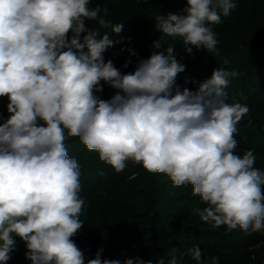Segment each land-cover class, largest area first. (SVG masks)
<instances>
[{
  "label": "clouds",
  "instance_id": "1",
  "mask_svg": "<svg viewBox=\"0 0 264 264\" xmlns=\"http://www.w3.org/2000/svg\"><path fill=\"white\" fill-rule=\"evenodd\" d=\"M89 4L0 0V98L7 97L9 113L0 123V264L10 260L17 237L31 264H120L102 259L103 248L85 261L71 239L83 226L85 201L79 164L65 146L69 137H78L116 172L132 161L166 174L174 187L190 184L207 205L193 215L213 228L264 230V172L254 167L252 150L242 156L235 151L237 124L250 109L235 96L228 102L225 91L238 73L219 67L195 91L181 89L176 77L185 65L164 42L179 38L189 53L191 45L219 55L211 25L231 14L234 0H187L182 15H156L162 35L152 48L160 51L126 74L105 61L104 52L118 42L99 30L120 33L123 23L113 24ZM86 20L99 28L86 27ZM101 81L117 90L108 100L96 95ZM176 252L167 264H179ZM187 254L204 264L199 245ZM209 259L218 264L219 257Z\"/></svg>",
  "mask_w": 264,
  "mask_h": 264
},
{
  "label": "trees",
  "instance_id": "2",
  "mask_svg": "<svg viewBox=\"0 0 264 264\" xmlns=\"http://www.w3.org/2000/svg\"><path fill=\"white\" fill-rule=\"evenodd\" d=\"M97 1L90 0L89 7L99 6L102 10L101 13L103 9H107L108 20H111L113 24L123 23L121 32L131 27L136 28L134 35L132 34L136 37L132 38L134 42H123L122 44L119 38L120 33H111V29H107L109 37L112 36L111 40L118 43L104 52L105 61L111 59L114 66L120 69L123 74L133 72L140 59H147L153 51H160V49L152 48L153 42L162 35L161 32L155 30V16L168 13L182 15L184 14L182 10L187 6V0H100L99 4ZM109 2L113 4L107 5ZM251 2L255 10L249 14L248 6ZM243 8L245 11L243 9L240 15L242 21L238 23L244 30L247 25L251 27L253 33L261 38L262 46H264V0H244ZM128 19L131 22L127 21ZM230 26L229 18L221 16V23L213 24L211 28L219 38L221 35L227 34ZM84 35L86 33L81 34V42H83ZM164 42L165 47H174V55L176 58L184 60L183 65L188 61L195 64V74H191L190 70L188 71L185 67V71L177 75L176 84L181 89L186 87L195 91L194 86L201 83V76L210 78L213 70L220 67L218 61L222 63V68L229 71L235 70V66L229 65V63H237L239 59H243L250 67H253V63H255L250 62L251 59L244 56L241 50H237V47H235V56L231 55V58L224 59L229 62L225 65L222 57H203L204 48L197 49L189 45L191 47V53H189L179 38L165 37ZM72 50L76 51L75 48ZM132 52H135V55H132ZM129 61L130 63H128ZM126 63L127 67H124ZM132 64L134 67H131ZM238 67L247 68L246 65ZM261 78L264 80V64L242 78H230L225 91L228 93L229 99L244 92L248 97L246 100L244 97H236L241 103L249 105L251 102L255 106L261 105L264 102V85L259 83ZM101 85L103 91L96 93L101 99L108 100L117 92L116 89L103 81H101ZM256 111L264 112V109L262 111L256 109ZM8 116L6 104L0 108V123H3ZM234 138L237 140L236 154L241 156L245 150H252L257 146L256 143H264V118L244 116L237 124ZM65 146L67 149L75 148L73 151L81 152L84 157H89L93 153V151L87 150L78 137H69L65 141ZM88 152L91 153L88 154ZM253 153L258 160H255L254 167L264 172V157L259 152L253 151ZM126 163L128 168H133L136 176L125 183V188L118 193L115 201L112 200V205L105 204L93 211L92 214H88L89 217H100L101 219L104 217L108 221L106 225L97 224L95 230H99L98 236L91 239L90 243L88 242L86 245L80 243L85 246L81 249L85 261L95 258L98 249L103 248L102 259L119 260L120 264H124L126 259L135 261L136 258L145 262L151 261L152 264H156L157 260L163 258L167 264L171 250L176 248L179 264H184L190 257L187 253L192 246L199 245L200 248L204 247L215 251L216 246L237 236L236 231L229 232L224 226L213 228L210 223L193 215V209H203L205 206L202 204L187 206L183 203V195H179L177 192L183 190L185 185L174 187L166 174L149 173L139 164L135 165L132 161ZM106 213L108 217H106ZM84 234L83 230L81 235ZM16 241V249L11 253L7 264H31V261L25 256L27 251L25 242L19 237L16 238ZM248 263L251 264L250 261Z\"/></svg>",
  "mask_w": 264,
  "mask_h": 264
},
{
  "label": "rangeland",
  "instance_id": "3",
  "mask_svg": "<svg viewBox=\"0 0 264 264\" xmlns=\"http://www.w3.org/2000/svg\"><path fill=\"white\" fill-rule=\"evenodd\" d=\"M234 2L237 4V7L228 16L231 28L227 32V34L221 35L219 38H217V49L219 55L208 53L206 50L202 52V55L203 57H222L224 61V59L228 57L231 58V55L235 56V47H237V50H241V53H243L244 56H246L248 59H251L249 60L250 62H255L253 63V67H250L248 64H246L243 59H239L237 63H229V65L235 66L234 71L238 72V76L236 77L242 78L246 74L251 73L258 66L264 64V46H262L261 38L253 33L251 27H248L247 25L246 30H244L238 23H241L242 21V19H240V15L243 9L245 11V8H243L244 0H234ZM99 3L100 0L97 1V4ZM111 4L113 3L109 2V4L107 5ZM248 7L249 14H251L255 10V7L252 2ZM100 15L105 19H108V16H105L104 11L100 13ZM127 21L131 22L130 19H128ZM85 25L88 28H99V25L95 21L91 20H86ZM99 30L101 31V33H104V31L107 32V29L101 28ZM135 32V27H131L130 29H126L124 32H120V43H133L134 39L132 38H136L133 36V33ZM109 38L111 39L112 36ZM176 59L180 63L184 62L182 58ZM218 64L220 67H223L221 62L218 61ZM239 65H246L247 68H239ZM131 67H134V65L132 64ZM185 67L186 69H188V71L190 70L191 74H195L196 67L195 64H191V61H188L185 64ZM208 78L209 77L207 76L203 78L201 76V82ZM259 83H263L264 85V80L261 78ZM197 87L198 85L194 86V90H196ZM251 89L254 90V88ZM235 97H247V94L244 92L241 94L238 93ZM231 100L232 98H230L228 102H231ZM249 103L250 104L248 106L250 108V111L245 117L264 118V112L256 111V109H259L260 111L264 109V102L261 105L257 106H255L251 102ZM6 104H8L7 97L0 98V108H2ZM258 144L259 143H256L257 146L253 147L252 150L254 152H259L264 157V143H260L259 145ZM67 150L68 155L71 158L76 159L79 164V170L81 174L80 183L82 185V191L80 195L85 201L84 207L80 214V220L83 221V226L78 230L77 234L71 238L81 250L83 247H85L82 245H86L88 242L90 243L91 239L98 236L99 230H95L97 224L100 223L106 225V222L108 221L107 218L103 217L101 219L100 217H89L88 214H92L93 211L104 206L105 204H111L112 200L115 201V197L118 196V193L121 192L123 188H125V183L129 179L135 177L136 174L134 173L133 168L127 167V163L126 167L121 172H116L112 166L108 165L105 162H102L99 159V154L95 153V151H93L91 156L84 157L81 152H74L73 150H75V148H68ZM90 153L91 152H88V154ZM255 160L258 161L257 159ZM133 167L135 168L136 166ZM177 193L179 195H183V203L187 206H194L199 204H202V206L205 207L207 206L205 203L201 202L198 196H194L192 194V186L190 184H186L183 190H180ZM106 217H108L107 213ZM224 227L226 228V226ZM83 230L85 234L81 235ZM233 231H236L237 236L230 238L231 240H225L222 244L216 246L217 248L215 251L206 249L204 247L200 248L202 251V261L204 262V264H210L209 258L212 256L219 257L218 264H245L246 262L247 264H249L248 261H250L251 264H264V230L251 234H247L239 229ZM80 243H82V245ZM184 264H196V261L192 260L191 257H188Z\"/></svg>",
  "mask_w": 264,
  "mask_h": 264
}]
</instances>
